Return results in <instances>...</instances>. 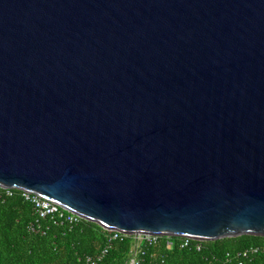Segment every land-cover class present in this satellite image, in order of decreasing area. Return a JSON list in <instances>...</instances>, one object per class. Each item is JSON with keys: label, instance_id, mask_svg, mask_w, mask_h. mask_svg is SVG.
<instances>
[{"label": "water", "instance_id": "1", "mask_svg": "<svg viewBox=\"0 0 264 264\" xmlns=\"http://www.w3.org/2000/svg\"><path fill=\"white\" fill-rule=\"evenodd\" d=\"M0 187L128 236L264 237V0H0Z\"/></svg>", "mask_w": 264, "mask_h": 264}, {"label": "trees", "instance_id": "2", "mask_svg": "<svg viewBox=\"0 0 264 264\" xmlns=\"http://www.w3.org/2000/svg\"><path fill=\"white\" fill-rule=\"evenodd\" d=\"M111 233L85 221L69 224L57 218L39 219L22 192L0 200V264H88L107 249L97 264H129L137 246L135 236L110 241ZM166 237L156 244L141 243L139 264H264V237L241 236L210 242L192 241L181 247V239ZM201 245V249H197ZM252 249L257 252H250ZM249 251L245 257L243 254Z\"/></svg>", "mask_w": 264, "mask_h": 264}, {"label": "built area", "instance_id": "3", "mask_svg": "<svg viewBox=\"0 0 264 264\" xmlns=\"http://www.w3.org/2000/svg\"><path fill=\"white\" fill-rule=\"evenodd\" d=\"M17 189H7V188H1L0 187V200H2V198L4 197H12L14 195V191H16ZM22 198L27 201L30 202L33 205V208L36 212V215L38 216L39 219H47V218H57L59 220H64L69 224H77L79 222H81V220H83V218H81L80 216L71 213L70 211L62 208L61 206L48 201L46 199H43L37 195L28 193L26 191H22ZM111 233V238L110 241L112 240H119V239H123L124 237L128 236L125 235L121 232H117V231H109ZM137 239V246L136 249L134 250V254L129 262V264H139L138 259H137V255L141 252V248L140 245L141 243H148L150 245L152 244H156L159 241V238H163V236H159V235H138L135 236ZM169 240L167 241V247L168 248H172L174 245V242L170 239L172 237H166ZM181 241V247L185 248L188 247L190 245V243L192 241L195 242H202V241H198V240H192L189 238H180ZM197 249L200 250L201 249V245H197ZM250 252L255 253L257 252V250L252 249ZM249 251H246L243 255L246 257L248 255ZM107 254V249H105L104 251H102L100 254H97L94 257H88L87 258V263L88 264H97V262L101 261L104 256Z\"/></svg>", "mask_w": 264, "mask_h": 264}]
</instances>
